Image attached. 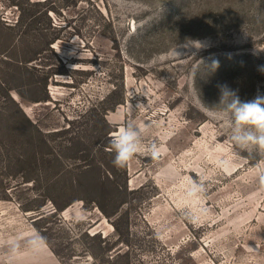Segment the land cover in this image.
<instances>
[{
	"label": "rangeland",
	"instance_id": "374dc122",
	"mask_svg": "<svg viewBox=\"0 0 264 264\" xmlns=\"http://www.w3.org/2000/svg\"><path fill=\"white\" fill-rule=\"evenodd\" d=\"M15 1L28 9L26 0H0V20L16 22ZM71 2L50 12L62 27L53 49L68 71L49 86L56 102L32 103L12 91L51 134L28 128L15 105L0 114V264H264V155L236 145L230 118L210 109L219 85L242 101L264 95V0ZM38 19L37 28L45 26ZM39 34L30 31V39ZM76 119L73 133L100 136L84 139L99 162L111 158L110 137L128 121L162 155L153 160L142 149L127 163V194L101 186L72 194L66 186L82 163L67 158L60 167L50 153L64 146L52 133ZM192 182L204 190L189 195ZM75 196L89 203L59 210ZM93 199L110 213L117 201L128 203L109 218ZM37 236L43 240L33 247Z\"/></svg>",
	"mask_w": 264,
	"mask_h": 264
},
{
	"label": "trees",
	"instance_id": "16d2710c",
	"mask_svg": "<svg viewBox=\"0 0 264 264\" xmlns=\"http://www.w3.org/2000/svg\"><path fill=\"white\" fill-rule=\"evenodd\" d=\"M71 1L72 0H58L57 2L55 0H45L33 2L31 0H26L28 9L25 8V4L22 2L15 1L12 2V7H17L19 10V17L16 22L11 23L2 19L0 20V62L9 66L8 70H4L5 72L0 69V114H5L3 112L7 111L9 104L10 106L15 105L19 107L18 111L20 112L22 121L27 124L28 128L35 129L41 138L47 137V135L51 133H43L38 123L31 121L24 114L18 103L12 97V91L17 92L24 100L32 103L56 102L49 93V86L51 83L57 85L59 82L55 79L58 78V76L68 75V71L62 61L58 59L53 49V45L61 39L60 30L58 29H62V27H59L52 21L50 12L57 13L55 8L57 3L67 6L69 3H72ZM27 13L28 15H26ZM38 16H41L43 20L47 21L45 26L42 24V28H37L39 23V21H37L39 20ZM27 17H30L31 21L26 22L25 19ZM51 30H56L55 34H52L50 32ZM30 31H39L41 34L36 35L34 40H32L29 36ZM17 80L21 83L23 90L24 88H28L27 91L30 95H27V91L23 92L22 89L19 88L20 86L15 84ZM111 110H115V106H112ZM8 120H10V118H8ZM102 120L104 121V119ZM77 123H79L77 119L71 120L68 128L52 133V136L64 140L61 143L62 146L64 145L61 154L56 156L53 152L50 153L55 156V160L58 162L59 166L62 167L64 165L62 159L67 158L77 159L78 162L82 163L77 166L76 169L79 171L75 177L71 179L68 186H66L67 189L70 190V193L77 192L78 190L92 192L94 188L97 189L101 186L102 188H106L104 189V193L107 189H110L119 194H127V165L118 168L113 164L112 161L115 155L113 150L109 151V156L111 157H109V160L106 159L103 160V162H99L94 157L91 158V149L86 144L85 140L89 139L88 141L94 143V141L96 142L100 139V136L95 134L86 135V133H73V127H76ZM70 134H72V136L69 137ZM65 152H70V155L73 153L75 156H65V154H63ZM85 152L87 155H85ZM102 166L106 170L105 172H107L106 178L97 173L98 171H102ZM120 176L124 177L125 180L123 182L119 181ZM77 200H83L85 203H89L87 198L75 196L63 206L59 207V210H65ZM92 203L107 217L111 218L119 212L120 206L128 203V201H117L116 203L119 206H117L113 213L108 212L105 205L99 202V200L93 199ZM114 226L115 229H118L116 224H114ZM92 238L99 239L101 235L100 233H96ZM108 239V237H105L103 242H107ZM127 246L130 247L129 244H127ZM109 251H112V248H110ZM128 256L129 251L109 257V260H119Z\"/></svg>",
	"mask_w": 264,
	"mask_h": 264
},
{
	"label": "clouds",
	"instance_id": "9594fccd",
	"mask_svg": "<svg viewBox=\"0 0 264 264\" xmlns=\"http://www.w3.org/2000/svg\"><path fill=\"white\" fill-rule=\"evenodd\" d=\"M219 102L210 107L231 120V140L243 149L250 147L264 155V95L257 94L253 99L242 101L238 90L227 85H219ZM144 128L135 122L128 121L118 126V130L110 137L109 143L114 151L113 164L122 168L141 150L153 160H158L162 155V148L157 143L145 145L143 143ZM259 182L264 185V171L259 173ZM204 186L195 182L191 183L189 195L202 192ZM43 237L37 236L32 240L36 246Z\"/></svg>",
	"mask_w": 264,
	"mask_h": 264
}]
</instances>
